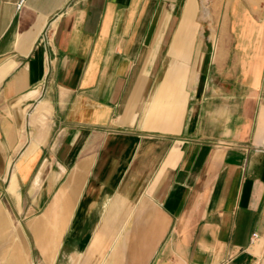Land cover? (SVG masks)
<instances>
[{"label":"crops","instance_id":"obj_1","mask_svg":"<svg viewBox=\"0 0 264 264\" xmlns=\"http://www.w3.org/2000/svg\"><path fill=\"white\" fill-rule=\"evenodd\" d=\"M21 1L0 240L40 214L42 264H264V0Z\"/></svg>","mask_w":264,"mask_h":264},{"label":"rangeland","instance_id":"obj_2","mask_svg":"<svg viewBox=\"0 0 264 264\" xmlns=\"http://www.w3.org/2000/svg\"><path fill=\"white\" fill-rule=\"evenodd\" d=\"M203 1L206 2V4L203 7L204 10L205 8L207 9L208 7L207 2L209 0H203ZM202 24L198 23V28L200 31L203 30V26L207 25V24L205 25L204 23ZM1 186L2 188H5L6 184L5 185L2 184ZM8 189L10 191L9 187ZM40 218H41L40 214L28 215V218L23 225H19L20 224L19 221L17 222L18 225H9V229H8L9 235H6V239L0 240V260L7 259L9 254L16 253L17 259L21 260L22 262L26 261L28 264H42L41 262L42 247L36 245L37 238L28 228L29 226H35L34 224L37 223V221H39ZM5 220L6 218L4 217L2 223ZM6 221L9 224V221L8 220ZM45 222L46 220L39 221L37 225H46ZM43 234H44L43 236H47L45 231H43ZM10 239L11 242L12 241L15 242V246L10 245ZM50 253L55 254L56 247H53L52 251L49 250V254ZM4 263H5L4 261H0V264H4Z\"/></svg>","mask_w":264,"mask_h":264},{"label":"bare ground","instance_id":"obj_3","mask_svg":"<svg viewBox=\"0 0 264 264\" xmlns=\"http://www.w3.org/2000/svg\"><path fill=\"white\" fill-rule=\"evenodd\" d=\"M203 13H204V14H207V13H208V10L205 8V9L203 10Z\"/></svg>","mask_w":264,"mask_h":264},{"label":"built area","instance_id":"obj_4","mask_svg":"<svg viewBox=\"0 0 264 264\" xmlns=\"http://www.w3.org/2000/svg\"><path fill=\"white\" fill-rule=\"evenodd\" d=\"M24 3V0H22L21 2H20V5H22Z\"/></svg>","mask_w":264,"mask_h":264}]
</instances>
